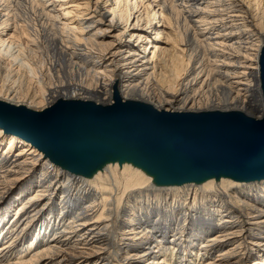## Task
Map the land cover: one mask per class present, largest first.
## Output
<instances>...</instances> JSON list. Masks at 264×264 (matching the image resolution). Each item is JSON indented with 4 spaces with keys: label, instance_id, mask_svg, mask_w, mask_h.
<instances>
[{
    "label": "bare ground",
    "instance_id": "bare-ground-1",
    "mask_svg": "<svg viewBox=\"0 0 264 264\" xmlns=\"http://www.w3.org/2000/svg\"><path fill=\"white\" fill-rule=\"evenodd\" d=\"M263 41L264 0H0V102L261 115ZM184 171L136 149L77 160L0 125V264H264V169Z\"/></svg>",
    "mask_w": 264,
    "mask_h": 264
},
{
    "label": "water",
    "instance_id": "water-1",
    "mask_svg": "<svg viewBox=\"0 0 264 264\" xmlns=\"http://www.w3.org/2000/svg\"><path fill=\"white\" fill-rule=\"evenodd\" d=\"M260 116L242 110L173 111L117 93L108 104L57 99L41 111L0 102V125L45 147L54 145L77 160L105 150L136 149L163 163L194 170L264 169V41L259 54Z\"/></svg>",
    "mask_w": 264,
    "mask_h": 264
},
{
    "label": "rangeland",
    "instance_id": "rangeland-1",
    "mask_svg": "<svg viewBox=\"0 0 264 264\" xmlns=\"http://www.w3.org/2000/svg\"><path fill=\"white\" fill-rule=\"evenodd\" d=\"M76 1H78V2H83V0H76ZM70 5V4H69ZM69 5H67L66 7H64V8H68L69 7ZM56 8L58 9V6H56ZM69 9V8H68ZM257 13L259 14V18L260 17H262L263 15V11H260L259 12V10L257 11ZM151 38H152V40H154V38H155V34H152V36H151ZM157 41H159V40H157ZM198 49H196V51H197ZM201 51V53H202V55L203 56H207L208 55V52L207 51H205L204 49H202V50H200ZM51 54H53V53H51ZM53 57V56H52ZM56 57V59L57 60H60V57L58 56V55H56L55 56ZM8 62L9 61H7L6 63L8 64ZM259 78V77H258ZM259 80V79H258ZM1 91H3V88L1 87V83H0V92ZM259 92H260V94H261V90H260V86H259ZM0 95H1V93H0ZM262 98V97H261ZM48 98H46V100L44 99L43 101H41V102H35L34 104H32V106L33 107H35L36 109H40V107L42 108L43 106H46V104H47V102H48ZM97 101V100H96ZM98 102H100V101H98ZM37 105V106H36ZM242 111H244L245 113H247V114H249V115H252V116H260V113L259 112H257V111H255V110H251V109H249V108H243V109H241ZM250 111V112H249ZM255 113V114H254ZM197 262L198 261H193V263H190V264H197ZM199 264V263H198Z\"/></svg>",
    "mask_w": 264,
    "mask_h": 264
}]
</instances>
